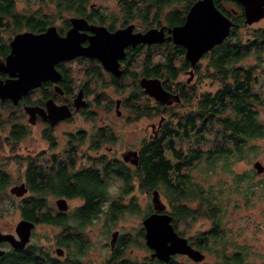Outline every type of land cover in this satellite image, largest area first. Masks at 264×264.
I'll list each match as a JSON object with an SVG mask.
<instances>
[{"label": "rangeland", "instance_id": "1", "mask_svg": "<svg viewBox=\"0 0 264 264\" xmlns=\"http://www.w3.org/2000/svg\"><path fill=\"white\" fill-rule=\"evenodd\" d=\"M186 0H176L173 5L181 6ZM94 3L97 9L107 18L108 22L118 25L122 22L120 19L119 1L118 0H89V3ZM15 12L22 15H42L46 14L49 17L55 19L58 16L68 17L70 13L62 11L60 15H57V9L54 2L40 0H14ZM221 3L229 9L233 7L230 2L222 1ZM55 23H60V20H55ZM128 22L135 23V29L144 30V24L138 18L128 20ZM252 27L264 26V15L259 20L250 24ZM151 26V25H150ZM158 26V25H157ZM166 42V41H165ZM173 43H156L154 45H141L139 52L130 56L132 60V69H135L136 74V93L135 99L127 101L129 95L126 90L114 87L107 82L110 81L109 75H105V79L108 80L106 84L99 81L98 90L103 96L102 102L98 105L91 104L86 110H91L95 113L92 119H85L84 115L77 114L74 116L70 123H64L60 125L59 129H67L74 127L90 128L93 126L101 125L105 127L103 129L104 139L100 143L102 152L106 153L105 161H111V159H117L116 161L124 160V155L128 154V158H133L134 153H137L141 142L149 139L150 136V123L155 122L162 118L164 115L163 124H170L175 130V134L172 137L166 138V141L172 139L177 149L183 151L189 148L201 149L203 151L210 149L212 146V140L214 133L211 131L204 132V142L198 137L186 138L182 136V127L180 123H183L187 117L193 115L196 111V96L205 91H212L217 87V82L206 77L204 74H198L194 68L193 77L187 82L186 79L189 74L185 70L177 72V76L174 79H170L167 85L176 88L175 85L184 84V93L186 97L178 102H172L165 104L154 99L153 96L144 93L142 87L139 84V78H141L142 70H144L146 63H158L164 62L167 53H174ZM185 58L182 56H176L173 61L174 66L178 67ZM262 59L261 68L258 69L257 82L254 85L252 91L257 92L261 97H264V53L261 54ZM198 71H203L206 66V57L202 56L197 62ZM244 63H255V58L252 55H248L244 59ZM90 64L89 60L73 61L72 73L76 82L80 81L83 69ZM129 79L120 80V82L128 83ZM130 90V89H129ZM76 93V92H74ZM144 93V94H143ZM121 99L119 107V113L115 111L114 102L116 99ZM112 99V102L110 100ZM146 108L147 112L137 111L135 107ZM86 110L84 112L86 113ZM12 107L8 105L0 104V113H10ZM90 112V111H88ZM258 117L264 121V106L259 107ZM199 124V123H198ZM8 127V125H7ZM159 130V129H158ZM156 129V133L160 132ZM5 131L0 130V161H2V168L8 173L9 185H13L18 182V168L19 165L15 156L21 151L26 152V148L38 149L42 147L43 141L36 134L37 129L32 128V135L26 136L24 139L18 142V147H13L10 143L6 142L4 138ZM108 136V137H107ZM64 138V137H63ZM165 141V140H164ZM88 143H82L80 149H85L88 154L87 160L93 158L95 151L86 147ZM252 149L245 159L235 161L231 159L229 165L230 171H224L221 169V160L217 161V171L213 173L207 167L204 156L200 160L193 161V164L189 166L188 172L194 181L200 182L204 185L215 184L221 182V186H229L231 182V176L234 172L250 171V179L243 181L244 186L249 183L255 185V190L247 202L241 199V195L233 194L230 198H225L226 208L223 216L222 228L220 235L223 234V239L229 238L234 245H245L247 247V253L243 256V261L235 264H264V169L258 171L254 166L256 160L264 166V138L254 139L250 142ZM168 158L173 159L169 150H166ZM138 157V155H137ZM97 159V158H95ZM91 164V165H90ZM88 163L87 167L93 169L103 168L99 161L94 163ZM127 164V163H126ZM137 168L133 162H128V171L133 172ZM103 173V174H102ZM101 178L104 180L107 186V194L101 199L100 208L101 211L94 216L90 217V221L82 228L83 237L86 238L87 248L86 257L81 259L87 264H106L108 257L111 255L109 249L110 233L114 229H118L121 233H130L134 236L137 230L142 225V218L147 210V206L151 205V191H145L139 188L138 178L134 174L132 181L129 183L131 189L126 192L127 184L124 183L115 173L108 175L101 172ZM249 182V183H247ZM8 185V186H9ZM261 185V186H257ZM8 186L6 190L8 191ZM219 188V186H218ZM161 199L167 204L164 195L160 194ZM51 203L52 200H47ZM133 201L137 205V209L133 210L130 207L124 208L122 206ZM74 202V201H71ZM78 203V202H77ZM19 199L9 195L0 196V229L1 230H13L16 222L20 218ZM196 204V200L190 203ZM121 205V206H117ZM122 207V209L115 215L112 213V208ZM210 226V222L203 217L197 216L196 218H186L177 221V228L185 233L186 236L193 239V237L199 234L202 230H206ZM33 240L39 244H51L52 236L58 231L56 226L48 223H40L34 227ZM33 231V232H34ZM130 246L126 247L125 254L130 258L141 260L146 255H149V250L146 245L141 242H131ZM218 246H220L218 244ZM221 247V246H220ZM219 247V248H220ZM231 250V246L227 247V251ZM204 257L201 260H193L189 256L186 257L179 255L176 256L177 262L186 264H217L220 259L214 252L203 251Z\"/></svg>", "mask_w": 264, "mask_h": 264}, {"label": "trees", "instance_id": "2", "mask_svg": "<svg viewBox=\"0 0 264 264\" xmlns=\"http://www.w3.org/2000/svg\"><path fill=\"white\" fill-rule=\"evenodd\" d=\"M44 2L46 0H40ZM55 4L57 15L62 11L70 14L84 15L91 18L99 17L94 8L88 11L89 0H48ZM120 19L122 23L138 18L146 26L173 25L183 22L189 5L193 0H186L181 6L173 5L176 0H118ZM216 5L234 20L227 37L220 43L212 46L204 55L206 66L203 71H198V63L195 70L198 74L217 82V87L212 91H205L196 96V111L180 123L182 136L189 138L198 137L204 142V132L214 133L212 147L205 151L196 148H189L186 151L177 149L174 141L166 138L172 137L175 130L170 124H162L159 134L154 133L151 139L141 143L138 154L137 168L129 172L127 166L114 164L104 166L105 171L115 172L119 178L126 181L127 186L132 181L135 174L138 178L139 188L150 191L157 188L159 193L164 195L172 215V225L177 228V221L186 218L203 217L210 222L206 230H202L195 235L192 243L195 242L202 251L214 252L220 259L217 264H235L243 261V256L247 253L245 245H234L229 238L223 239L220 235L223 216L226 208L225 198L236 194L241 195V199L247 202L255 190L253 183L244 184L243 181L250 179V171L234 172L229 186H221L219 183L204 185L194 181L188 172L193 161L200 160L203 156L207 167L213 173L217 171V161L221 160V169L230 171L231 159L238 161L245 159L252 149L251 141L264 138V121L258 117V109L264 106V97L252 91L257 82L258 68H261V54L264 53V26L252 27L250 24H243L242 4L236 0L228 1L233 7L227 9L221 0H214ZM14 0H0V16H19L15 12ZM20 16H26L20 14ZM33 16V15H28ZM28 26H38L36 22H26ZM174 53H167L164 62L154 63L153 66L145 65L148 75L154 74L164 81L174 79L177 72L187 70L190 65L186 58L178 67L174 66L176 56L184 54V48L180 45H173ZM135 52L140 50V45L135 46ZM252 55L255 63H244V59ZM194 70V69H193ZM186 97L185 94H182ZM137 111L147 112L146 108ZM13 112V111H11ZM199 123V124H198ZM13 139L17 135H12ZM165 140V141H164ZM15 141V140H14ZM13 141V143H14ZM169 150L173 159L166 155ZM1 170V168H0ZM1 174L0 187L6 183L5 172ZM31 175H34L31 173ZM49 186H61L64 191L78 190L89 195L85 206L88 215L93 212L92 194L98 189H102V182L95 170L87 171V176L82 184L70 186L59 175L53 176ZM42 182V181H41ZM219 186V188H218ZM261 186V185H257ZM106 191V190H105ZM196 200L195 205L190 203ZM43 201L35 200L30 206L24 209L23 214L28 218L40 221H50L46 213L41 212L34 217L35 209L42 208ZM132 202L131 209L136 208ZM89 208V209H88ZM121 210V209H120ZM151 212L149 209L147 211ZM181 231V230H180ZM181 233L185 234L183 231ZM218 244L221 246H218ZM231 250L227 251V247ZM220 247V248H219ZM24 259H12L11 264H18ZM152 264H186L177 262L171 257L168 261L151 259Z\"/></svg>", "mask_w": 264, "mask_h": 264}, {"label": "flooded vegetation", "instance_id": "3", "mask_svg": "<svg viewBox=\"0 0 264 264\" xmlns=\"http://www.w3.org/2000/svg\"><path fill=\"white\" fill-rule=\"evenodd\" d=\"M87 8L88 11L94 8V10H96L95 12L99 14V17L93 16L91 18H88L84 15L70 14L68 17L58 16L53 19L54 16H52L53 18H51L46 14L20 16V13L18 12L17 14L19 16L1 15L0 66L6 65V56L11 51L10 41L13 36L19 32L31 31L33 33H41L45 31L49 25H54L56 31L60 35H63L67 28L70 26L69 17L72 15L83 16L88 23L102 24L108 30H114L116 28L125 26L127 23H130L126 21L124 23L121 22L118 25H115L114 23L108 22L107 18L97 9L94 3H90ZM55 20H60V23H55ZM27 21L28 23L36 22L39 23V25L35 27L28 26L26 24ZM133 30H136L135 25ZM85 32L88 34L92 33L87 29L85 30ZM171 42L172 41L168 39L164 43ZM86 43L87 40H84L82 42V44ZM154 44L156 43H153L152 45ZM139 45L141 48L142 43H139ZM134 49L135 46L127 45L125 47L124 56L118 58V67L121 69L119 75H115L114 73L107 70L97 58L87 57L83 55L75 56L73 58L60 60L59 62H56L54 64V67L60 73V77L57 80H51L48 78L41 80L38 86L31 87L26 92L21 94L16 103H13V101L9 98L0 99V104L12 107L13 111L10 113H0V130H6L3 138L6 142L10 143L13 147H18L19 141L24 139L26 136L32 135V128L37 129L36 134L43 141L42 147H39L38 149L26 148V152L21 151V153H17V155L15 156L16 161L19 165L18 175L20 177L18 182L15 184L20 185V189H24L19 194H15L10 191V187L12 185H9V176H6L4 174V172L6 173V171L2 168V164L4 163L0 161V173L5 175L7 181L2 187H0V196L9 195L12 197H17L19 199L18 206L20 209V218L33 222V225L30 228L28 234V238L22 246H14L7 239L0 240V264H11L12 259H24L18 264H87L81 260L86 257L84 254L86 253L87 248V240L83 237L82 228L90 221L91 216L97 215L101 211V199L104 198L107 194V186L104 180L101 178V172L104 171V174L106 175L115 173L112 171H105L104 166L106 163L109 166L114 164H122L124 167L127 166L128 168V162L131 161L135 165H137L138 158L137 161H134L132 157L127 158L128 162H118L116 161L117 159H111L110 162L105 161V156H107V154L100 151V143L105 137L103 132V129L105 127H102L101 125L93 126L92 124L90 128L74 127L59 129L58 127L64 123H70L73 120L74 116L77 114L82 113L85 119H92L93 115L95 116V113H93L91 110L86 109L89 108V105H91L92 103H97L99 105L102 102L103 96H101L102 93L98 90V84H100L99 81L101 80H103V84H106L108 80L105 79V75H109L110 81L107 82L108 84H111L114 87L118 86L119 90L120 88H123V90L129 92V95L127 96L129 98L127 99L128 102L135 99V82L138 75L136 74L135 69H132V60L130 59L131 55L136 54L134 53ZM76 60L80 62H82L83 60H89L90 62V64H88L87 67L83 69V74L81 75V79L78 82L74 80L72 73V63ZM153 64L150 63L149 65H147L150 67L153 66ZM146 68L142 70L141 77L156 76L160 78L163 88L171 92H178L182 99V94H185L184 84L175 85L176 88H170V86L167 85V82L164 81L161 77L154 74L148 75L146 73ZM7 77H10L8 71H3L0 69V79L4 80ZM126 78L129 79L128 83L120 82V80ZM79 89H81L83 92L85 104L75 110L73 108V98L76 93L74 92H77ZM48 99H52L56 104H67L68 107L72 110L71 116L61 118L51 124L50 120L47 117H44L47 114L45 102ZM119 100L120 105L121 99L119 98ZM110 102H112V99L110 100ZM27 106H38L40 108H43L44 112H36L33 116V120H30L29 114L25 109V107ZM84 110H86V113L84 112ZM162 117L163 118L159 125L158 121L157 123H150L149 126L151 137L154 133H156V129L158 130L163 124L164 115ZM13 134L17 135L16 139H13ZM151 137L149 139H151ZM86 142L88 143V145L86 144V147L88 146L95 151V154L92 155L94 160L91 159L88 161V154L86 153V150L80 149L81 144ZM140 149L141 145L137 151V155L139 154ZM96 161H99L103 168L93 169L87 167L88 163L90 164L91 162L94 163ZM89 170H95L102 182V189H98L90 194L92 196V200H94L92 204L94 210L89 215L88 212H86V210L84 209L87 204V199L89 198V195L87 193L83 192L82 190L64 191L61 184L60 186H52V184L51 186H49L48 184H46L52 182L53 178L51 177V175H59L60 180L62 181L64 179L70 188V186H72L73 184H82L83 180L87 176V171ZM31 173H33L34 175H31ZM6 174L8 175V173ZM120 179L123 180L122 178ZM123 181L126 184V181ZM7 186L8 191L6 190ZM130 189L131 187L127 186L126 192ZM58 199H63V201H59V203L61 205L65 204V208L59 207V204H57ZM35 200L43 201L44 206L42 208L35 209L34 217L43 212L49 216V222L40 221L34 218H28L23 214L24 209L28 208L30 204ZM47 200H52V202L48 203ZM132 202L133 201H130V203L122 207L128 208V206L131 205ZM122 207L112 208V213L115 215L120 211V209H122ZM135 207H137V205ZM136 209L137 208H133V210ZM149 209L151 211L153 210L152 205L147 206V210L144 215L149 213H147ZM165 211L170 214L168 204H166ZM40 223H48L56 226V228L58 229V231L55 232L51 238V244H39L36 243L35 240H33V235L35 233L34 227ZM115 230H117V234L113 244H111L112 233ZM175 230L178 232V234L185 236L190 245H192L194 248L200 249V247H198L195 242L192 243V240H190V238L185 234L181 233L178 228H176ZM0 231L10 233L17 238L15 227L13 230L4 231L0 229ZM113 231H111L110 233L109 240V249L111 251V255L108 257L106 264H152L151 259H153L154 257L151 256L152 249L149 248L145 243V230L143 225L140 226L134 236L129 235L130 233H121L118 229H114ZM131 242H144L149 250V255H146L141 260L133 259L127 256V254H125L126 247L130 246L132 244ZM179 255L186 257V254L174 253L170 256V258L173 257L175 259L176 256Z\"/></svg>", "mask_w": 264, "mask_h": 264}, {"label": "water", "instance_id": "4", "mask_svg": "<svg viewBox=\"0 0 264 264\" xmlns=\"http://www.w3.org/2000/svg\"><path fill=\"white\" fill-rule=\"evenodd\" d=\"M242 4L243 24H251L264 15V0H236ZM70 26L63 35H60L54 25H49L41 33L23 31L15 34L10 41L11 51L6 56V65L0 66L8 71L10 77L0 79V99L9 98L16 103L19 96L31 87L38 86L41 80H57L60 73L54 67L56 62L87 56L97 58L102 65L119 75L121 69L118 58L125 54L127 45L136 46L139 43H163L170 39L173 44L184 48V56L190 67L185 71L189 74L187 82L193 77V69L200 59L212 46L222 42L228 35L234 20L224 13L214 0H193L186 11L183 22L173 25L165 23L149 26L144 30H133L134 23H127L123 27L108 30L102 24L88 23L83 16L69 17ZM90 30L88 34L85 30ZM87 40L86 44H82ZM16 76V77H12ZM143 91L153 96L155 100L165 104L178 102L181 97L178 92H171L163 88L160 78L143 76L139 79ZM120 100H115V111L119 113ZM47 117L53 124L57 120L71 116L72 110L67 104H56L52 99L46 102ZM85 104L83 92L79 89L73 98V108L76 110ZM29 119L33 120L36 112H44L38 106L25 107ZM163 118V117H162ZM162 118L158 120L160 124ZM129 157L124 155V159ZM137 153L133 160L137 161ZM254 166L258 171L264 169L260 161L256 160ZM13 184L10 191L19 194L24 189ZM58 199L57 204L61 205ZM152 211L142 218L146 245L152 249L151 256L168 261L174 253L186 254L193 260L204 257L202 250L194 248L185 236L178 234L172 225V215L165 211L166 204L161 199L159 190H151ZM33 222L19 219L15 224L17 238L10 233L0 231V240L7 239L14 246H22L28 238ZM117 230L113 231L111 244H113Z\"/></svg>", "mask_w": 264, "mask_h": 264}]
</instances>
